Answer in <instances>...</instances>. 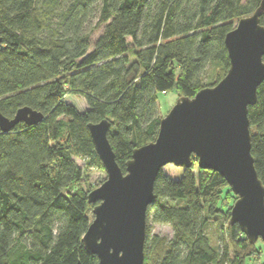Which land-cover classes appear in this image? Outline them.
<instances>
[{
	"label": "trees",
	"instance_id": "trees-1",
	"mask_svg": "<svg viewBox=\"0 0 264 264\" xmlns=\"http://www.w3.org/2000/svg\"><path fill=\"white\" fill-rule=\"evenodd\" d=\"M259 2L0 0V113L10 118L29 107L43 116L0 130V264H100L83 246L93 204L74 159L103 168L87 124L108 121L124 173L134 148L156 139L157 96L176 90L191 98L219 82L229 68L224 38ZM68 93L87 110L64 102ZM256 95L250 151L264 186V81ZM193 160L180 179L156 176L143 264H249L257 242L220 207L229 185ZM221 220L215 246L206 228ZM153 224L168 225L171 238L152 234Z\"/></svg>",
	"mask_w": 264,
	"mask_h": 264
},
{
	"label": "water",
	"instance_id": "water-1",
	"mask_svg": "<svg viewBox=\"0 0 264 264\" xmlns=\"http://www.w3.org/2000/svg\"><path fill=\"white\" fill-rule=\"evenodd\" d=\"M258 6L224 38L229 60L225 75L191 98L177 97L159 120L156 139L134 148L124 173L108 141V121L87 124L106 178L87 195L93 217L82 241L100 264L144 263L146 210L153 202L156 176L168 164L190 169L193 159L199 169L218 172L237 196L230 223L238 224L250 242L264 243V186L250 151L248 118V106L256 102L264 81V0ZM42 119L40 112L21 107L10 118L0 113V130L10 132L21 122L33 125Z\"/></svg>",
	"mask_w": 264,
	"mask_h": 264
},
{
	"label": "rangeland",
	"instance_id": "rangeland-1",
	"mask_svg": "<svg viewBox=\"0 0 264 264\" xmlns=\"http://www.w3.org/2000/svg\"><path fill=\"white\" fill-rule=\"evenodd\" d=\"M101 30H95L93 33V38H92V44L95 43L99 33ZM92 50V49H91ZM177 92L176 90L169 91L165 95L164 94H159L157 96L158 100V111H159V116L162 118L168 113L171 109V107L176 103L177 100ZM64 102H67L68 104H71L75 110L79 112H84L87 110V105L84 102V100L77 96L73 95L72 93H68L65 95ZM77 165L82 168V170L85 171L84 176L81 178L80 182V187L83 188L86 192H90L92 189L100 186L104 179L106 178V172L104 168H97L95 166H87V160L82 159V158H74ZM183 168L181 167H176L173 166L172 164H168L165 167L162 168V172L166 173L173 179H180V174L182 172ZM195 172V170H194ZM223 201L220 205V207L226 212L228 209L229 211L231 210V207L233 203L235 202L237 196H234L230 187L225 188V190L222 193ZM91 218L93 217V214H91V211L89 212ZM226 225V222L224 220H221L220 222L215 221L210 223L206 231L208 232V235L210 237L211 242L215 246H218L220 241L218 240V235H219V228L222 225ZM152 234L158 235V236H163L166 239H170L173 232L172 229L168 225L164 224H153L151 226V231ZM256 247L258 251L260 252L257 257H252L248 261L249 264H261L264 263V243L259 240L257 241Z\"/></svg>",
	"mask_w": 264,
	"mask_h": 264
}]
</instances>
